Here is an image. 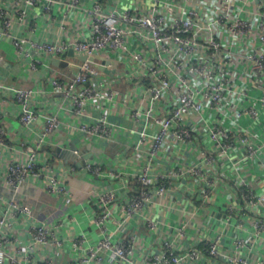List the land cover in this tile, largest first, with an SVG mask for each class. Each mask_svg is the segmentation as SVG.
Masks as SVG:
<instances>
[{"label":"built area","instance_id":"built-area-1","mask_svg":"<svg viewBox=\"0 0 264 264\" xmlns=\"http://www.w3.org/2000/svg\"><path fill=\"white\" fill-rule=\"evenodd\" d=\"M56 0H4L0 5V38L10 37L22 57L32 60V70L42 63L36 55L51 53L63 55L69 51L83 57L80 69L66 82L54 79L51 83L56 93L63 97V106L78 116H86V103L97 99L104 91L106 101L115 102L119 92L103 78L101 87L95 85L96 77L111 68L118 60L133 65L125 75L126 83L136 85L140 93L132 102V119L143 129H149L152 143L149 149L153 161L169 142L196 146L201 150L208 168L194 164L182 165L169 175L151 178L150 166L133 177L136 189L118 207L123 219L114 220L116 230L109 226L112 208L118 201L115 190L104 192L98 199L100 212L94 219L101 231L99 239H88L85 235L75 238L71 244L83 264H133L132 256L136 236L128 233L123 239L116 234L129 219L139 216L144 210L163 199L173 179H197L204 184L201 196L206 201L211 197L210 186L218 175L230 176L241 206L230 205L222 218L231 222L238 214L240 228H244L246 217L254 227V234H264V191L259 193L251 176L245 170H236L238 161L263 162L264 165V0H141L149 1L148 11L105 10L101 3L92 0L91 8H84L81 0H72L69 9L80 8L89 14V25L83 38L74 43L39 42L15 35L13 15L25 19L35 7L52 9ZM104 57L101 62L97 57ZM32 89L21 90L17 99L22 105L20 120L24 125L36 119L30 109ZM105 97V96H104ZM0 124L1 117H0ZM61 125L57 115L47 117L44 137L55 133ZM156 129L152 130L153 127ZM119 123L109 121L102 115L91 125H82L81 130L89 138L112 140ZM141 142L146 135L141 130ZM28 153L26 162L9 165L4 191L9 206L0 211V264H28L35 259L30 251L21 260L18 252L10 256L5 246L14 241L7 233L13 227L11 217L31 216L33 209L25 203L29 197L28 179L42 176L39 151L43 143ZM6 146L5 131L0 126V147ZM78 151H76L77 153ZM236 153L241 158L236 159ZM237 160V161H236ZM228 174L227 167H230ZM210 167V169H209ZM48 168L47 191L61 192L65 185ZM226 168V169H225ZM85 169L96 176L123 181L124 172L104 170L100 165L88 162ZM220 176V177H222ZM159 223L150 221L148 227L157 229ZM59 225L37 223L32 225L34 245L55 244L64 241L58 235ZM185 226L175 228V239L162 242V251L148 258V264H188L202 262L206 258L225 260L232 264H255L249 258L222 251V237L206 239L202 243L177 249L175 242L186 235ZM187 237V236H186ZM259 238H256L258 240ZM185 241V240H184ZM254 241L243 236L236 237L235 250L254 245ZM110 259V260H109ZM21 262V263H20ZM38 264H62L45 257ZM256 264H264V259Z\"/></svg>","mask_w":264,"mask_h":264},{"label":"crops","instance_id":"crops-1","mask_svg":"<svg viewBox=\"0 0 264 264\" xmlns=\"http://www.w3.org/2000/svg\"><path fill=\"white\" fill-rule=\"evenodd\" d=\"M72 0H56L52 3L50 11L43 7L32 8L25 19L13 15V30L15 35L26 37L39 42H67L74 43L83 38L89 25V14L80 8L69 9ZM107 11L141 10L148 11L151 7L149 1L141 0H97ZM4 0H0V5ZM84 8H91L92 0H81ZM43 64L37 70H32V60L22 57L10 37L0 38V126L5 131L6 146L0 147V211L6 212L9 206L5 194L7 186V172L10 164L26 162L28 153L35 148L41 137L43 143L39 151L41 160V177L32 176L28 179L26 187L29 188L27 203L32 209L31 216L21 215L11 217L13 227L7 233L16 238L5 246L10 256L18 252L24 261L27 252H34L35 259L28 264H38L45 257L53 258L62 264H83L77 261L78 255L70 248L71 242L82 235L94 240L102 237L101 231L94 219L100 212L98 199L108 191L118 193V201L112 208V218L109 226L116 230L114 220L123 219L118 207L130 196L136 188L133 187V177L150 166L152 181L160 175H169L179 166L189 167L198 164L208 168L204 163L201 150L196 146H187L169 142L160 154L150 161L149 149L152 143L150 128L143 129L132 119L131 106L135 95L140 93L136 85L125 81V75L132 70L133 65H127L115 60L108 68L110 72L96 77L95 85L101 87L103 78L108 79V85L119 92L115 102L106 101L105 91L95 100L86 103V116H78L70 108L63 106V97L56 93L51 83L54 79L66 82L74 75L82 63L81 54L69 51L63 55L42 53L36 55ZM101 62L104 57H97ZM96 68L99 69L98 64ZM100 70V69H99ZM32 89L30 109L36 113V119L29 125L20 120L22 105L17 99L21 90ZM108 115L109 121L119 123L113 133L112 140H99L89 138L81 130L82 125H91L102 115ZM57 115L61 121L59 129L46 137L44 131L47 117ZM153 127V126H152ZM146 135L144 143L142 134ZM152 130H156L154 127ZM76 151H78L76 153ZM236 159L241 155L236 153ZM237 161V160H236ZM88 162L100 165L104 170L124 172L123 181L104 178L94 175L85 169ZM65 189L61 192L47 191L48 168ZM245 170L251 176L252 182L259 193L264 191V165L263 162L247 163L238 161L236 170ZM210 169V167H209ZM226 169V168H225ZM230 167H227L230 174ZM218 175L214 184L206 186L210 189L211 197L206 201L201 196L204 184L197 179H173L169 183V190L163 199L151 205L139 216L129 219L125 227L118 231L116 239H123L128 233L136 236L137 249L132 256L133 264H148V258L154 253L162 251V242L175 239V228L185 226L186 235L175 242L177 249L181 250L202 243L206 239L222 237V251L237 253L239 256L249 258L253 263L264 259V234H254L253 224L246 217L244 228L239 227L241 217L235 214L231 222L222 218L225 210L233 205L241 206V201L234 189V181L230 176ZM201 192V193H200ZM157 222L159 226L152 230L149 222ZM59 225L58 235L64 241L62 246L55 244L34 245L32 243L31 228L37 223ZM187 236V237H186ZM243 236L247 240H255L254 245H248L235 250L236 237ZM256 238H259L256 240ZM185 240V241H184ZM110 260V259H109ZM21 263V262H20ZM125 264H130L126 263ZM109 264H115L109 262ZM188 264H232L225 260L206 258L202 262Z\"/></svg>","mask_w":264,"mask_h":264},{"label":"water","instance_id":"water-1","mask_svg":"<svg viewBox=\"0 0 264 264\" xmlns=\"http://www.w3.org/2000/svg\"><path fill=\"white\" fill-rule=\"evenodd\" d=\"M99 68L101 69V70H104V71H106V72H109L106 68H105V66L104 65H102V66H99Z\"/></svg>","mask_w":264,"mask_h":264}]
</instances>
